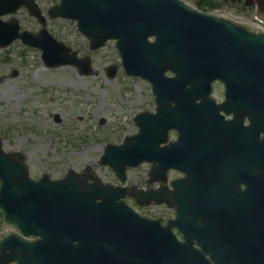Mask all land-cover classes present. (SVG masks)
Masks as SVG:
<instances>
[{"label": "water", "instance_id": "obj_1", "mask_svg": "<svg viewBox=\"0 0 264 264\" xmlns=\"http://www.w3.org/2000/svg\"><path fill=\"white\" fill-rule=\"evenodd\" d=\"M22 6L46 25L34 0H0V48L21 39L43 49L48 66L78 63L77 53L58 43L45 28L37 36L26 31L20 34L17 19L1 20ZM50 14L77 20L93 50L116 39L126 71L153 84L157 115H139L140 134L120 147L109 146L103 164L125 170L144 161L162 166L176 158L175 146L168 160L166 149L160 147L168 128L164 112L172 99L178 105L182 100L191 104L196 96L187 93L189 98L184 97V86L207 95L214 79L224 80L227 87L237 80L248 85L250 98L246 149L250 189L242 197L234 192L197 196L194 217L179 210L174 222L186 238L180 243L170 227L163 231L158 224L147 225L142 228L144 234L119 216L116 223L108 221L100 213L116 208V192L104 194L107 203H96L102 194L86 196L82 178L73 172L60 181H51L47 175L32 181L24 158L5 154L0 139V208L23 235L42 239L30 243L10 235L0 240V264H264V215L259 211L264 210V192L258 188L264 186V139L260 140L264 133V34L201 15L178 0H63ZM153 37L155 41L150 42ZM79 63L89 65L88 59ZM167 71L176 77L167 78ZM150 199L162 201L157 194ZM194 241L201 250L193 247Z\"/></svg>", "mask_w": 264, "mask_h": 264}, {"label": "rangeland", "instance_id": "obj_2", "mask_svg": "<svg viewBox=\"0 0 264 264\" xmlns=\"http://www.w3.org/2000/svg\"><path fill=\"white\" fill-rule=\"evenodd\" d=\"M184 1L202 8L196 4L201 0ZM38 3L47 16L48 9L60 0ZM209 13L243 24L253 32H264V14L257 7L236 5ZM17 18L24 30L38 33L41 28L26 9L20 10ZM47 18L49 33L78 50L80 56L90 55L97 74L83 77L72 67L46 68L41 50L20 41L0 49V137L4 149L25 155L34 180L46 174L60 180L70 169L81 172L91 167L102 182L120 185L113 171L99 162L108 144L119 145L138 132L133 122L136 114L155 110L151 85L125 74L115 41L90 52V43L76 22ZM113 64L120 65L119 71L116 78L109 79L105 70ZM149 169L143 165L130 170L128 183L144 186ZM147 214L153 218L172 216L164 207H151ZM14 232L16 229L5 224L0 213V239Z\"/></svg>", "mask_w": 264, "mask_h": 264}, {"label": "flooded vegetation", "instance_id": "obj_3", "mask_svg": "<svg viewBox=\"0 0 264 264\" xmlns=\"http://www.w3.org/2000/svg\"><path fill=\"white\" fill-rule=\"evenodd\" d=\"M243 1L238 0V3L242 4ZM232 7L230 3L221 2L215 10ZM242 80L244 81V76ZM211 97L215 105L207 103L202 96L193 103L194 110L186 103H181V130L178 133L171 131L169 134V139L181 141V168L186 171L185 174L183 171L172 170L169 176L172 180L180 179L184 193L190 192L192 195L196 192L218 194L228 188L243 191L248 186L246 149L250 117L249 97L245 93L244 82L237 84L235 80L227 95L225 83L216 81L212 86ZM206 119L210 121L205 125L203 120ZM196 145L204 150H214L213 158L208 155L205 162H198L193 158L186 163V149L195 150ZM198 182L200 185L197 189ZM214 183L216 187L213 186Z\"/></svg>", "mask_w": 264, "mask_h": 264}]
</instances>
